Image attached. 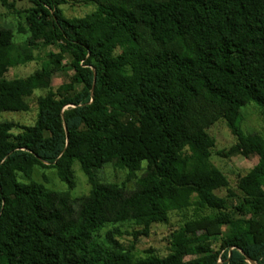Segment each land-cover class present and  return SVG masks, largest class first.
Here are the masks:
<instances>
[{"label":"trees","instance_id":"obj_1","mask_svg":"<svg viewBox=\"0 0 264 264\" xmlns=\"http://www.w3.org/2000/svg\"><path fill=\"white\" fill-rule=\"evenodd\" d=\"M87 1L68 17L69 0H0L24 36L0 26V76L42 52L29 75L0 80V110L35 107L31 124L0 121V264H264V128L242 126L252 103L264 122V0ZM219 119L257 156L240 194L211 161L205 128ZM104 166L125 180H105ZM39 168L65 187L34 180ZM172 213L167 254L137 257L135 241Z\"/></svg>","mask_w":264,"mask_h":264},{"label":"rangeland","instance_id":"obj_2","mask_svg":"<svg viewBox=\"0 0 264 264\" xmlns=\"http://www.w3.org/2000/svg\"><path fill=\"white\" fill-rule=\"evenodd\" d=\"M96 4L93 1L87 0H69L68 3L62 5V10L66 16L81 17L89 13L95 8ZM19 18L4 8L0 4V26L10 28L13 32L14 41L17 43L24 38L17 30V23ZM34 59L26 62L23 65L9 66L5 72L0 76V80H8L15 77H25L32 73L36 68L40 66L42 52L34 51ZM72 71L66 73H56L52 77V84L55 86H65L69 81V76ZM65 90L74 91L80 89V86L76 83L64 87ZM8 100L4 103L7 104ZM243 120L242 126L246 131L262 130L264 128V122L259 114V108L255 104H247L242 108ZM205 111L201 108L199 113L202 114ZM35 118V107L31 105L29 111H9L0 110V121L10 120L18 124H31ZM205 132L210 134L212 139L215 140V147L212 150L211 161L214 165L223 171L229 178L230 184L233 186L234 191L240 194V190L235 188L236 177L239 173H243L250 169L256 162L257 156L251 154L249 157L243 156L240 150L234 148L236 139L227 128L226 124L222 120H216L209 127L205 128ZM17 132L18 129H13ZM208 134V135H209ZM218 150H222L226 156L215 154ZM74 176L76 186L71 190V195L76 199H81L89 190L86 183V176L82 172L77 162L73 165ZM38 174L33 175V179L44 182L45 185L52 189H63L65 185L58 179L55 170L50 168H39ZM126 172L119 169H114L111 166H104L100 170V176L105 180L113 182H122L126 178ZM132 186V181L127 182V187ZM237 201L236 197L229 198L226 205L231 206L232 203ZM79 201H77L78 203ZM180 217L176 213H172L168 224H154L149 232L148 236H140L134 243V253L137 257H145L147 255H159L164 256L168 252L170 233L180 224ZM108 228L104 229L105 232ZM223 231V230H222ZM222 233H225L223 231ZM122 244H129L131 242V236L123 234L122 237H116ZM190 255L184 257V260H189ZM221 260L218 261V264Z\"/></svg>","mask_w":264,"mask_h":264},{"label":"water","instance_id":"obj_3","mask_svg":"<svg viewBox=\"0 0 264 264\" xmlns=\"http://www.w3.org/2000/svg\"><path fill=\"white\" fill-rule=\"evenodd\" d=\"M247 261L250 263V264H256L255 261H253L252 259L250 258H247ZM218 264V263H217Z\"/></svg>","mask_w":264,"mask_h":264}]
</instances>
